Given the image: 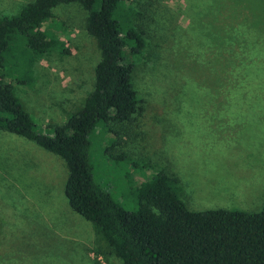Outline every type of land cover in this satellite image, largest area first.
Masks as SVG:
<instances>
[{
	"label": "rangeland",
	"instance_id": "rangeland-1",
	"mask_svg": "<svg viewBox=\"0 0 264 264\" xmlns=\"http://www.w3.org/2000/svg\"><path fill=\"white\" fill-rule=\"evenodd\" d=\"M29 1L0 0V15L16 14ZM126 4L140 13L144 29L145 51L132 78L144 108L110 123L117 136L101 126L90 134L95 181L127 211L137 206L136 187L159 169L180 179L192 210H260L264 76L257 70L264 60L256 54L247 63L256 79L246 84L230 69L227 47L218 46L229 37V0H122L119 7ZM52 12L70 51L46 54L32 66L35 82L15 87L43 131L65 124L82 105L100 59L79 2ZM241 36L248 48L253 41ZM111 140L120 163L103 153ZM67 174L60 156L0 130V264H122L93 224L70 208Z\"/></svg>",
	"mask_w": 264,
	"mask_h": 264
},
{
	"label": "trees",
	"instance_id": "trees-1",
	"mask_svg": "<svg viewBox=\"0 0 264 264\" xmlns=\"http://www.w3.org/2000/svg\"><path fill=\"white\" fill-rule=\"evenodd\" d=\"M71 2L87 11L86 30L100 50L94 87L65 124L43 131L15 87L35 82L32 66L46 54L69 53L61 38L64 25L52 19V9ZM121 2L31 0L16 14L0 15V130L31 140L65 161L64 194L70 208L93 224L122 264H264V206L258 211L192 210L181 198L180 179L159 169L136 187L137 206L127 211L95 181L90 134L101 126L117 136L110 123L131 120L144 108L132 80L145 51L144 29L138 24L140 13L131 4L119 7ZM224 17L229 37L218 46L227 47L230 69L242 84L252 82L256 78L247 63L256 54L264 60V0H229ZM241 35L253 41L248 48ZM260 63L262 78L264 61ZM112 147L113 140L103 153L120 163L123 157L111 154Z\"/></svg>",
	"mask_w": 264,
	"mask_h": 264
}]
</instances>
